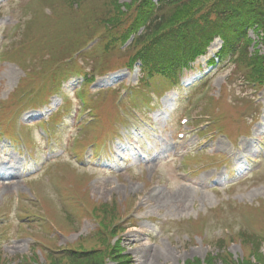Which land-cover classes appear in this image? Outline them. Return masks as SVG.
<instances>
[{
	"label": "rangeland",
	"instance_id": "rangeland-1",
	"mask_svg": "<svg viewBox=\"0 0 264 264\" xmlns=\"http://www.w3.org/2000/svg\"><path fill=\"white\" fill-rule=\"evenodd\" d=\"M92 2H86L83 12H72L73 28L78 29L87 13L100 12V4L93 7ZM48 14L43 0H0V52L21 41L31 45L26 52L55 43L46 36L32 39L33 26L49 24ZM25 34H31L29 41H25ZM249 35L257 38L252 31ZM222 43L218 38L207 55L193 61L182 78L183 86L166 89L151 112L133 107L131 95L135 94L127 86L137 85L140 68L132 72L125 69L127 56L121 50L103 57L106 51L98 43L68 64L64 59L67 67L83 66L87 71L105 59L108 71L84 86L74 79L76 75L65 78V94H54L48 108L43 105L37 110L31 106L24 109L23 102L18 103L13 96L29 100L36 90L30 85L36 82L33 75L53 68L55 60L38 52L24 61L28 68L21 66L19 55L13 56L17 62L0 60V130L11 131L13 126L16 135L22 132L30 139L3 149V140L9 145L11 139L0 133V163H5L0 166V175L16 174L0 179V257L8 264H25L34 255L44 261L40 246H33L35 237L50 245L89 239L85 245L102 246L94 239L97 236L90 234L99 228L96 205L105 202H116L125 218L123 224L126 221L128 228L119 236L133 264H186L196 257L205 260L210 252H218L220 244L240 258L250 249L244 245L243 233L264 250V89L244 83L233 59L209 64ZM27 70L30 77L26 80ZM155 80L160 81L157 76ZM84 89L89 105L100 112L87 131L94 141L104 132L101 142L105 146L95 152L92 145L85 159L76 164L73 135L81 123L91 119V115H80L78 109ZM139 93L136 100L141 98ZM66 104L70 106L68 113ZM213 105L217 113L210 122ZM61 106L64 120L56 129L54 143L48 144L43 120ZM254 109L259 115L250 119ZM123 117L125 128L119 131L117 123ZM182 118H188V123L182 124ZM181 132L185 137H179ZM113 134L119 135L107 142ZM49 150L51 157L47 159L44 155ZM23 156L33 159L28 169L23 166ZM105 157L109 161L104 162ZM55 160L60 161L55 164ZM10 161L12 166L5 167ZM63 162L67 163L65 168ZM231 166L238 169L230 175L232 180L227 179ZM75 173L89 178L87 192H82V183L87 180L82 178L81 183ZM25 214L32 217L24 219ZM68 216L74 218L67 220ZM100 231L103 237L110 235L101 226Z\"/></svg>",
	"mask_w": 264,
	"mask_h": 264
},
{
	"label": "trees",
	"instance_id": "trees-1",
	"mask_svg": "<svg viewBox=\"0 0 264 264\" xmlns=\"http://www.w3.org/2000/svg\"><path fill=\"white\" fill-rule=\"evenodd\" d=\"M87 1H93V7L100 4V12L87 13L90 17L84 18L78 29L73 28L72 14L75 13L72 12H83ZM46 6L51 10L47 21L49 24L38 28L33 26L32 39L46 36V40L57 42L59 49L54 43L46 48L52 54L51 58L55 59L57 54L56 59L61 61L67 72L82 68L89 82L95 79L97 73L102 74L108 70L105 59L89 71L77 65L69 68L63 59L66 56L74 59L76 53L81 54L84 48L90 46L91 41L97 39L103 44L105 55L121 50L127 56V67L141 64L142 79L134 89L151 103L153 93L179 84V74L220 37L223 40L218 53L220 60L233 58L241 71L243 82L264 87V53H260L259 48H255L254 52L250 50L254 40L249 36V31L253 30L259 38L254 47L260 43L264 46V0H43V7ZM70 15L72 16L68 17ZM53 31L54 36H50ZM29 36L31 34H25V41H29ZM131 36L132 40L124 47ZM19 45L21 46L20 43ZM17 46L10 51L18 54L31 48L29 43H22V48ZM25 66L28 68V65ZM155 76L160 79L159 82L155 80ZM60 81L61 78L53 82V86L57 84V91L61 86ZM21 89H18L19 93ZM13 98L18 99L17 94ZM212 109L210 115L213 117L217 113L216 106L213 105ZM118 208L116 202L96 207L99 225L110 234L103 237L100 227L91 234L93 237L97 236L94 239L102 243V246L89 247L84 244L89 242L85 238L87 240H80L77 244L64 248L63 252H48L47 262L42 264H106L107 260H112L115 264H132L131 255L123 253L125 248L120 240L110 244V240L124 230L119 223L122 212ZM241 238L244 245L250 248L243 259H234L220 244L221 251L217 257L210 253L205 262L195 258L188 260L186 264H215L214 261L219 258L225 264H264L260 243L245 233L241 234ZM36 260L39 261L38 257ZM0 264L8 263L0 257ZM25 264H33V261L25 260Z\"/></svg>",
	"mask_w": 264,
	"mask_h": 264
}]
</instances>
